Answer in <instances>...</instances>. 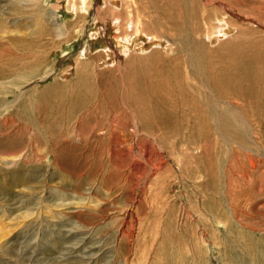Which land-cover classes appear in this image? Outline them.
Returning a JSON list of instances; mask_svg holds the SVG:
<instances>
[{
    "label": "bare ground",
    "instance_id": "6f19581e",
    "mask_svg": "<svg viewBox=\"0 0 264 264\" xmlns=\"http://www.w3.org/2000/svg\"><path fill=\"white\" fill-rule=\"evenodd\" d=\"M63 1L0 0V21L5 20L6 24H16L24 11H30L32 16L39 12L38 18L32 17L34 30L31 33L26 26L12 38L3 36L4 27L0 22V32H3L0 34V126L14 124V114L18 112L23 122L33 125L36 144L31 166L0 169V193L28 183L30 192L24 200L30 201L35 210L32 223L37 221L40 227L33 242L40 239L44 220L45 225L48 224L45 230L49 244L62 241L64 255L60 257H75L93 233L99 235L110 230L108 225H85L94 220L90 213L96 211L93 207L98 208V213L104 211L99 210V200L92 201V205L91 197L86 194H90V190L99 194V157L105 155L115 172L112 176L123 190L134 188L136 193L140 183L143 189L139 194L143 191L145 196L148 191L153 193L155 185H159V195L167 194L172 185L180 189V194L168 200L161 198L162 216L168 206L178 205L177 197L186 200L191 194L197 196L194 205H190L189 200V204L182 202L179 206V226L191 220L187 204L196 209L192 220L198 226L202 241L189 253L201 256L215 249L220 259L223 258L221 245L226 246L227 251L232 246L226 245L231 217L240 226L237 220L240 197L249 186L261 193L264 190V101H261L264 71L255 63L214 68L210 64L205 66L198 58L206 53V46L220 44L232 29L237 28L239 32L240 25L229 17L231 11L239 16L244 14L226 0H104L101 6L94 5V0H69V17L73 20L66 22L58 14ZM92 10L93 23L97 26L91 31L89 45L82 46L76 55V79L68 81V70L60 71L61 79L68 81L65 83L70 87L67 95L62 83L57 81L59 77L56 79L54 66L58 62L51 57L56 52L65 55L76 37H88ZM199 24L208 25V29L201 32L196 27ZM103 36L109 39L103 40ZM95 43L97 45L93 46ZM164 53L173 54V63L168 68H155L147 80L138 84L144 85L142 88L128 82L121 86L120 93L115 88L101 89L99 80L94 77L99 75V69H117L136 59L158 62ZM63 60L60 67L65 63ZM259 106L261 113L257 114ZM9 107L13 108L12 112H6ZM118 110L126 115H117ZM6 134H2V140ZM130 136H136L135 145ZM105 139L108 142L101 145ZM10 156L14 159L11 162L5 161L6 157L4 160L1 157V161L7 162L6 166H17L16 159L22 156ZM155 179H159V183ZM70 193L74 194L78 209L70 211L69 207V212H65V206L73 203L66 199ZM158 193L152 195V201ZM92 194L95 195L93 191ZM123 194L126 203L129 199ZM253 195L256 196V192ZM85 199L90 203L84 202ZM207 199L211 201L206 202ZM44 208H49L52 215L43 214ZM129 208H124L122 227L115 232L118 237L111 239L119 246L116 252L123 250L127 237L131 240L135 237L134 224L128 222L129 217L133 218ZM208 208L212 212L209 213ZM57 218L64 221L55 223ZM153 232L157 238L160 231ZM153 246L150 251L156 248ZM146 257L148 253L139 264H149L145 262ZM124 264H134V261L126 257ZM222 264L228 261L224 259Z\"/></svg>",
    "mask_w": 264,
    "mask_h": 264
},
{
    "label": "rangeland",
    "instance_id": "374dc122",
    "mask_svg": "<svg viewBox=\"0 0 264 264\" xmlns=\"http://www.w3.org/2000/svg\"><path fill=\"white\" fill-rule=\"evenodd\" d=\"M103 1L104 0H94L95 2L94 5L101 6ZM226 1H229L231 4L235 5L237 8H239V11L244 14V16H239L236 11H231V13L229 14L231 20L234 23L240 25V27L238 28L239 32L237 33L236 31L237 28H234L232 29L230 35H227L225 38L222 39L220 44L219 42H216L215 44L213 43V45L211 43L209 46H206V50L208 49L205 53L206 55L202 54L201 57L198 59H201L203 61L202 63L205 66L207 64H210L214 68L222 67L226 65H233V64L234 65L238 64V66H240L239 65L240 63H244V64L255 63L257 64V66H259L260 70L264 71L263 69L264 68L263 65L264 64V50H263L264 0H226ZM62 4L63 7L58 11L60 19L66 22L72 21L73 17H69L70 14L69 0H64ZM93 13L94 10H92L91 14L89 15L88 26H90L89 27L90 31L88 33V37L86 38L76 37L77 39H75L72 42V44L68 46L69 49L65 52V55L58 54L56 52L54 56L51 57L52 61L56 60L58 62L54 66V69L57 70L56 79L59 77L58 78L59 80L57 81L62 83L61 86H63L64 89L67 91V95L70 94L69 92L70 87L67 85L68 83L65 82L73 81L76 79L74 74L76 68V61H75L76 55L79 54L78 51L81 50L82 46L89 45V40L92 37L91 31L94 32V29L97 26L95 23H93L94 22ZM38 15L39 12L34 13L32 16L30 11H24L21 15L18 16L20 18L16 20L17 22L16 24H6L5 20H1L0 22L4 27L3 32H5L3 36L9 38L15 37V33L21 29L26 28V26L30 27V33H31L34 30L32 17L38 18ZM252 16H254L253 19ZM255 19H258L260 22H257ZM196 27L198 29L200 28L201 32H205L208 29L207 28L208 25L204 26L202 24H199L196 25ZM3 32H0V34H2ZM1 37L2 35L0 36V39ZM104 38L109 39L107 38V36L106 37L103 36V40ZM141 41L142 40H139V42ZM146 44H149L148 40H146ZM96 45L97 44L95 43L93 46ZM111 46L113 47V49L119 51L120 55H122L120 50L117 49L115 45H111ZM66 57H68L69 59H67ZM172 57H173L172 53L169 55L168 53H164L162 59L158 60V62L157 60H153V59H148L150 62L148 60L146 61V59L132 60L130 62H125L124 65L121 63L122 64L121 67L117 69L106 68L105 71H102L103 69H99V75L98 74L94 75V77L96 76L97 80H99V86H101V89L107 87L110 89L113 88L112 90L117 89L116 91L119 92L122 85L124 86L129 83L130 84L132 83V85H138L139 83H143L144 80H147L151 76V73L153 74L155 68H168L169 66H171V64L174 61ZM233 59L235 60V62L233 61ZM62 60L65 61V63L60 67V65L62 64ZM62 69L68 70V73L70 74L69 75L70 79L68 81L61 79L62 78L61 75H63V73H60V71ZM111 71H113V73ZM261 78L264 80V74L261 76ZM44 85L45 84H42V86ZM138 86L142 88L144 85L143 86L138 85ZM100 91L102 92L104 90H100ZM20 97H22L21 93H20ZM20 97L18 98L17 102H19ZM10 99H14V97H11ZM261 101L263 102L264 98H262ZM18 105L19 103L17 104V106ZM13 108L9 107L8 109H6V112L8 110L12 112ZM1 109L2 107L0 105V111ZM257 111H258L257 114L261 113L260 106L257 107ZM20 113H22V110ZM117 113H118L117 115H121V116L126 115L125 114L126 112H124L123 110H118ZM14 116H15L14 124L9 125L10 124L9 122L8 124L4 125V123H2L0 126V141L3 139L1 137L3 133L5 134L8 133L9 135L8 137L6 134V138H4V140L0 142V169L2 170L5 169L6 167L13 169V168H18L20 166V168H24L23 167L25 166L24 164L31 166L32 164L31 160H33V155L36 150L35 137H34L35 129L33 125L30 123L23 122L24 120L18 117L19 116L18 112H16V115L14 114ZM2 121L3 120H1V122ZM257 129L259 132L262 133L259 127H257ZM129 139L130 141L132 140V142L135 145V142L137 141L136 136H134L133 138L130 136ZM101 142H102L101 145H104L108 141L105 139L102 140ZM24 154L28 156L27 157L28 159L26 158V156H24ZM10 155H17L18 157H20L21 155L22 157L24 156V158L20 157L19 159L18 158L16 159L17 161H19L17 166H6L7 162H11L12 160H14ZM1 157L3 160L6 157L5 161L7 162L1 161ZM110 165L111 164L109 163L108 158L105 157V155L99 157V173H100L99 194L95 190H90L89 191L90 194H86V196L91 197L90 200L91 203L89 202V199H85L84 201L86 203L92 204V201L94 203H97V201L99 200V206H100L99 210H104V211L106 210L105 212L103 211L102 213L101 212L98 213V208L93 207L96 209V211H90V213L94 217V220L92 221V223L88 222L90 224L85 223V225L91 227L98 224L99 227L101 226L104 227L108 225L110 230L99 233V235L97 233H93L91 239H89L86 242L87 244H85L84 249L81 252L76 253L75 257H60L64 255L61 252L63 246L62 241L61 242L56 241L57 243H53L52 245L49 244L48 242L49 234L45 230V227L48 224L45 225L44 220L42 221L43 226H41L42 228H44V230L41 231L42 234L40 235V239L37 240V242H33L35 240L34 234L35 232H37V229L40 227L37 226V221L35 224L32 223L33 217L35 215L34 214L35 210L33 206L30 204V201L24 200V198L27 199L28 197L27 195L28 191L30 192L28 188L29 187L28 183L26 184L22 183L23 185L20 187L17 186L11 189L10 191L4 192L3 194L0 193V264H20L15 259L20 260L23 264H124L126 257L132 259V261H134V264H139L141 263V259L143 260V257L145 256V254L147 255V253L149 257H146L145 262H148L149 264H191V263L198 264V262L200 261L199 258L202 260L201 262H199V264H202V262L203 263L206 262L204 264H222V260L224 259L228 261V264H264V190L261 193V191H256L255 188H251L252 189L251 190L249 186L248 187L249 189L246 188L247 190L245 194L243 193L242 196L240 197L241 201L238 202V207H237L238 208L237 213H239L237 220H239L238 222H240V226L236 225L237 223L236 221H234L235 219L231 217V221H230L231 232L229 233V235H227L229 239H227L226 245L229 244L232 246L229 249V251H227V249H225L226 246L221 245V248L223 247L221 253L222 256H224L223 257L224 259L223 258L220 259V256L218 255V252L216 253L215 249L209 251L208 253L205 252L207 254L206 257L203 256L205 255V253L201 256L200 255L194 256L193 254L191 256L189 250L193 249L194 246L196 247L198 244H200L199 242L202 241V239L199 237L198 226L195 220H192L195 218V214L193 211L196 209L192 206L191 208H189L188 205L190 203L189 200L192 202L190 205H194L197 196H193L191 194L189 196V199L187 196L186 200L184 199L185 197L182 198L179 197V200L177 197L176 205L177 204L178 205L175 208L168 206V210L164 211L162 216L160 214L161 204L163 202L162 200L166 198H167L166 200H168V198L170 199V197L177 195L178 192L180 194V189L177 186L172 185L170 187L171 189H169L167 194L159 195L158 192L160 190L159 187H157L159 185L157 186L155 185L153 187L154 188L153 193L151 194L148 191V196L146 195L147 196L146 198V196L143 195L144 194L143 191L141 192V195L139 194L141 189H143L142 183H140L139 186L137 187L136 193H134L133 191L134 188L132 189V191L131 189H124V190L121 189L122 187L119 181H116L112 176L115 174V172L114 170H112ZM23 171L28 172L27 169H23ZM156 180L159 183L160 180L155 179V182ZM146 182L148 183L147 179ZM155 189H157V191ZM92 191L94 194L95 192L97 194L93 195ZM45 192L46 194H48L47 188H45ZM255 192H256V196L253 195L255 194ZM157 193L158 196H156L155 198L156 200L152 201L153 198L152 195H155ZM122 194L125 195L126 198L128 197L129 200H133V201L130 202L129 200H127L126 201L127 206H126V203L122 199ZM98 195L99 198L97 197ZM136 196L138 198H136ZM66 199L67 200L69 199L70 202L73 201V203L65 206L66 208L64 211L69 212L68 209L69 207H70V211H76L78 208L76 207L77 204L75 202H77V200L74 198V194L72 193L68 194L66 196ZM210 201L211 200L209 199L206 200V202H210ZM135 202H137V204ZM157 202L159 203L157 204ZM182 202L183 203L188 202L187 206H188V211L190 212L189 216L191 218V220L189 221L187 220V222H184V225H182L184 226V228H182L181 225L180 226L178 225L180 219L179 206L181 205ZM202 204L204 205V202H202ZM128 205H131L132 207L129 206L130 207L129 208ZM157 207L158 210L156 211ZM169 207H170V211H169ZM124 208L131 209L133 213V218L129 217L128 222H132V224H134L133 227H134L135 237H133L134 239L132 240L128 239L127 237L125 239L126 241L124 247L122 248L123 250L120 251L118 250V252H116V249L119 248V246H117L118 244H114L111 239L118 237V236L115 237L116 236L115 232L118 231V228L122 227L121 225L124 219L123 218V214H124L123 211L125 210ZM57 210L61 211L60 209ZM208 210L209 213L212 212L211 209L208 208ZM42 212L43 214H46L47 212L48 216H51L53 213L49 208H44ZM171 214H172V218H171ZM176 214L178 217L175 219ZM168 215H170V217ZM30 218L32 219L30 220ZM167 219L170 220L166 221ZM173 219L175 220V223ZM54 220L55 223H61L64 221V219L61 218H57ZM171 221H173V223ZM167 225L169 226L167 227ZM185 225L188 226L186 227ZM155 229L160 231L157 238H154L155 232L153 231H156ZM210 230L208 231L209 237L211 236ZM32 234L33 237H31ZM231 234L233 237L231 236ZM159 238L160 240H158ZM56 244L58 247L56 246ZM60 244H62V246ZM12 245H14L15 247L11 248ZM152 245H155L156 248H159L160 249L159 251L161 252L159 253V251L155 248V246H153V248H155L154 251H150ZM133 252L135 254H132ZM54 254L56 255V257ZM84 256H86L85 259L83 258ZM186 258L189 259L190 261L187 260Z\"/></svg>",
    "mask_w": 264,
    "mask_h": 264
}]
</instances>
